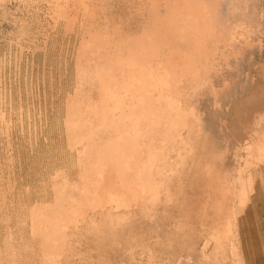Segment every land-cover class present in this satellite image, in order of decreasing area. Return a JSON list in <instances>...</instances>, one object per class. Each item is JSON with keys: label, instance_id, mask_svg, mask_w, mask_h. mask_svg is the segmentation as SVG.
<instances>
[{"label": "bare ground", "instance_id": "obj_1", "mask_svg": "<svg viewBox=\"0 0 264 264\" xmlns=\"http://www.w3.org/2000/svg\"><path fill=\"white\" fill-rule=\"evenodd\" d=\"M73 1L61 10L68 20L79 21L70 9L107 19L86 39L79 32L75 97L62 111L75 160L56 170L53 202L29 211L43 264L69 262L89 236L141 247L134 227L172 250L195 233L201 249L212 244L205 260L226 244L237 259L240 213L258 173L264 181L262 0Z\"/></svg>", "mask_w": 264, "mask_h": 264}, {"label": "rangeland", "instance_id": "obj_2", "mask_svg": "<svg viewBox=\"0 0 264 264\" xmlns=\"http://www.w3.org/2000/svg\"><path fill=\"white\" fill-rule=\"evenodd\" d=\"M60 1L63 5H61L62 3L59 2V0H0V264H4L6 260L7 262L5 264H11L12 262V264H16L15 261L17 260V264H22L23 262V264H43V258H41V252L39 251V244H37L39 242L32 237L30 231V218L28 219V215L30 214L29 211L31 206L41 201V198L44 199L48 205L53 202V187L59 189L61 186V179L59 174H56V170L71 168L73 163L72 160H75L73 157L74 153L69 152L70 150L67 147L68 140L63 125L65 120L62 111L65 113L67 105L64 106V104L68 103L69 98L75 97L74 90L78 81L77 68L75 67H78L76 61L78 62V49L81 44V39H78L79 37H84V32L90 30L94 24L97 23L96 25L98 27L100 24L98 22L102 24L104 22L102 19L107 18L99 14L98 16H100V18H98V16L89 15L93 18L91 21L89 16L88 18L86 16V19H84L85 15L80 13V11L78 13V10L73 9L72 11V9H70V16L72 17L75 14L77 17L76 19H79V21L74 19L78 23H73V17L68 20L62 15L61 10L65 9L66 11L68 6L74 1ZM261 3L260 6L264 8V0H262ZM116 5L118 8H122V6H119L120 4L116 3L113 6V12L118 9L117 7V9H115ZM116 12L117 13L114 12L116 15L113 16V20L119 22L121 18L117 17L118 10ZM262 13H264V9H262V17L260 18L261 27L264 28V14ZM57 15L59 16L57 17ZM64 20H66V26ZM81 20L82 24L80 23ZM93 20H95V23ZM109 20L111 19L109 18ZM69 21L74 25L72 23L70 24ZM67 22L69 23L67 24ZM89 23L91 24L90 27ZM80 25L84 26V28L80 27ZM122 25L125 26V24ZM65 27L67 29H65ZM129 27L132 29L135 26L131 24ZM82 29H85V31L83 32ZM80 31L82 32V34H80L82 36L79 35ZM70 32L72 34H70ZM88 33L87 31L84 37L85 39L87 36L89 37ZM75 54L78 56H75ZM252 73L254 74V71ZM255 73H257V71H255ZM240 76L242 78L244 77L242 73L238 78H240ZM260 88L264 91V77H262V82H260ZM245 114L247 116L246 111ZM68 152L69 154H67ZM70 153L73 158L70 156ZM70 160L72 162L69 164ZM258 168H260V166H256L255 169L253 168V176ZM261 171L262 169L259 172ZM258 175L259 173L256 178ZM249 203V207L252 204L254 206V203L251 201ZM255 203H257V205L259 204L256 211L253 212L246 209L245 213L243 212L242 214L241 212L239 216L240 224L242 220H244L241 227H239V236L236 235L235 237V246L236 249L238 248L236 252L238 258L240 257L239 259H235V256L231 257L230 246V251L226 250L228 248L226 244V249L223 246L222 252L220 251L221 253L219 252L216 258L208 257L210 260H205L207 258L204 259L200 251L203 250L206 255H212L213 250L210 249L212 248V244L207 240L209 243L206 242L207 244L205 243L204 248L201 249V244H199L201 242L195 233H192V237L185 242V245L182 244L181 247L174 245L173 250L172 248L167 249L165 245L160 243L163 248L162 250L160 245L158 246V243L151 242V240L153 241L155 239L154 234L156 231L153 232V236L148 243L147 237L145 236L146 241H144L143 234H139L137 227H132L133 229L136 228L140 236H137L138 234L135 235L137 233L135 230H133V233L131 232V236L134 234L136 239H140V241L138 239L136 242L138 241L142 244V248L140 245H135V241L132 240V238L129 241V246H127L125 242H122L125 243L122 244L120 241L113 242L109 244V246L105 243L104 245L99 239L97 240L94 238V236H89V238H84L81 241L82 249L79 248V252H74L78 254L72 256V258L68 260L69 262L65 260L63 263L246 264L249 250L255 248L254 251L257 252L259 248H264V216L259 215L260 213H264V210H261L262 208L259 210L260 205H264V201ZM145 232L147 231H144V233ZM10 236L12 237L11 241ZM141 237L143 240H141ZM11 245H14V247L12 248ZM154 245L156 246L154 247ZM182 246L183 249H181ZM157 247H159L161 251L159 248L157 249ZM188 247L189 253L187 250ZM14 248H16V250ZM150 249L154 250L151 251ZM193 250H195V254ZM122 251L124 253H122ZM157 251L162 256L159 255ZM14 252L16 256H14ZM150 252H152V254H150ZM185 252L186 255L184 256ZM101 253L104 258H102ZM155 253H157V256ZM167 253H169V256ZM241 253L242 255H240ZM20 254L22 260H20ZM163 254L167 256L165 257ZM175 254L180 255L175 256ZM226 254L229 257H227ZM18 255L20 257H18ZM78 255L80 256L75 257ZM171 256L172 258H170ZM145 257L146 259H144ZM11 260L13 261L11 262Z\"/></svg>", "mask_w": 264, "mask_h": 264}, {"label": "crops", "instance_id": "obj_3", "mask_svg": "<svg viewBox=\"0 0 264 264\" xmlns=\"http://www.w3.org/2000/svg\"><path fill=\"white\" fill-rule=\"evenodd\" d=\"M260 179L256 178L255 180L256 189L250 199V201L254 203V206L253 204L250 205V210L253 212L256 211V208L259 206V204L257 205V203L255 202L264 201V181H261ZM260 209L264 210V205H260L259 210ZM259 215L264 216V213H260ZM254 250L255 248L249 250L248 252L249 256L247 259L248 261L246 262V264H264V248H259L257 252H255Z\"/></svg>", "mask_w": 264, "mask_h": 264}]
</instances>
